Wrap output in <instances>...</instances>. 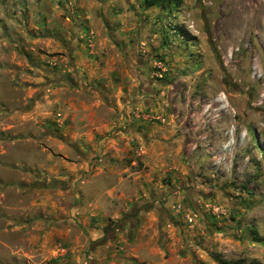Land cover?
I'll return each instance as SVG.
<instances>
[{"label":"rangeland","instance_id":"1","mask_svg":"<svg viewBox=\"0 0 264 264\" xmlns=\"http://www.w3.org/2000/svg\"><path fill=\"white\" fill-rule=\"evenodd\" d=\"M214 252L264 264V0H0V264Z\"/></svg>","mask_w":264,"mask_h":264},{"label":"trees","instance_id":"2","mask_svg":"<svg viewBox=\"0 0 264 264\" xmlns=\"http://www.w3.org/2000/svg\"><path fill=\"white\" fill-rule=\"evenodd\" d=\"M181 4V0H143V6L145 8L160 7L162 9H169L171 6L178 7ZM256 240H261L258 235H255ZM212 257L218 264H247L241 259H227L220 253H211Z\"/></svg>","mask_w":264,"mask_h":264},{"label":"crops","instance_id":"3","mask_svg":"<svg viewBox=\"0 0 264 264\" xmlns=\"http://www.w3.org/2000/svg\"><path fill=\"white\" fill-rule=\"evenodd\" d=\"M127 125V124H126ZM132 126H135V125H132ZM130 124H128L127 125V127H126V130L125 131H128V132H130V131H133V133H131L130 135H129V138H131L134 134H135V129H133V127H132ZM128 134V133H127ZM121 234H123V233H121Z\"/></svg>","mask_w":264,"mask_h":264},{"label":"water","instance_id":"4","mask_svg":"<svg viewBox=\"0 0 264 264\" xmlns=\"http://www.w3.org/2000/svg\"><path fill=\"white\" fill-rule=\"evenodd\" d=\"M112 228L111 227H106V229H104V233H108V230H111ZM105 240H101V241H97L95 243H93V245H101Z\"/></svg>","mask_w":264,"mask_h":264}]
</instances>
